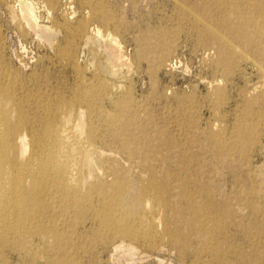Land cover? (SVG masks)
Wrapping results in <instances>:
<instances>
[{"label": "rangeland", "instance_id": "1", "mask_svg": "<svg viewBox=\"0 0 264 264\" xmlns=\"http://www.w3.org/2000/svg\"><path fill=\"white\" fill-rule=\"evenodd\" d=\"M0 81L27 141L48 107L90 132L96 207L127 177L165 197L144 240L56 192L41 220L60 238L0 231V264L264 263V0H0Z\"/></svg>", "mask_w": 264, "mask_h": 264}, {"label": "bare ground", "instance_id": "2", "mask_svg": "<svg viewBox=\"0 0 264 264\" xmlns=\"http://www.w3.org/2000/svg\"><path fill=\"white\" fill-rule=\"evenodd\" d=\"M27 5L28 4L25 6L27 7ZM29 5L27 8L28 10L26 11L27 13H25L28 14V18L34 22L35 13L32 8L33 6L29 7ZM107 71L108 70L105 69L104 73ZM90 87L92 88L93 86L91 85ZM93 90L90 89L89 92H91H88L92 97ZM85 93H87V91H85ZM11 95L15 96L14 93L8 92L7 87L5 88L3 85L1 86L0 83V231L5 235V237L7 236L6 234L14 235L15 237L26 233L29 235L35 230H40V232H53L60 238L61 232H63L64 229L60 231L59 228L53 226V222L50 229L45 228L42 221L43 219L41 220V213L45 208L44 203L47 197L50 200V198L54 197L56 192L58 193L62 191L66 194L67 199L73 201L82 210L81 212L88 208H93L96 212V216L102 222L101 224H105L106 227H108L109 232L111 231L115 234H120L123 237L129 238H142L144 240L152 239L150 222L145 212V201L148 195L155 193L159 201L165 203L163 189H159L157 185H154V181L151 180V182L149 181L150 183L148 182L149 184L142 189L138 188L136 184L135 187L140 190L136 193L133 191L134 193L132 192L133 194H131L130 190L135 184L133 183L132 186L130 177H127L124 181L116 183L113 191L111 190L112 192H107L104 190L103 186H99L98 190L102 200L99 204L100 206L96 207L92 201L93 191L91 189L93 187L89 188L87 183H89V180L93 181L94 177L93 179L91 178L93 176L92 174L96 171L95 169L97 168V165H100L101 162L99 156H97L100 162V164H98L97 157L95 156L96 153L94 154V150L92 149L94 142H92L91 135L89 134L90 132L88 133L85 126L82 124H74L67 116V118L64 117L62 119L57 117L48 107L49 109L47 108V110L43 109L44 112L46 111V114H44L47 117L46 122L44 121L46 124L43 128L41 127L42 130L39 129L41 132H38L40 133H32V138L27 141V136L23 135L21 132L22 119L14 122L11 118V113L8 108V99ZM92 97L90 98L91 100H93ZM95 100L97 101V97H95ZM18 104L19 103H17V105ZM90 104H92V101ZM94 107L95 106H93V108ZM89 109L92 110L90 107ZM91 114L92 112L90 113V116ZM108 115L112 117L111 114ZM109 116H107V118ZM136 153H140V149L132 151V154ZM143 163L147 165L151 171L155 170L150 160L144 161ZM94 182L98 183V180H94ZM135 183H137V181ZM66 204L67 203L63 204V206ZM69 207H71V205ZM67 209L68 207L65 210ZM61 211L64 213L62 209ZM54 217H56V215ZM52 219L56 218L52 217ZM195 220L197 221V217ZM45 224L47 225L49 223ZM193 224L194 223H191L190 225ZM183 228H185V226H183ZM24 237L25 235L23 238ZM10 241L12 242V240L9 239L8 242ZM15 241L17 240H14V242ZM209 251H211V249ZM215 252H217V249Z\"/></svg>", "mask_w": 264, "mask_h": 264}]
</instances>
